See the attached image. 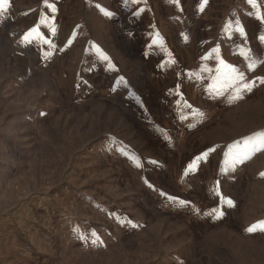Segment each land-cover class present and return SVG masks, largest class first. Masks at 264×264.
<instances>
[{"label": "rangeland", "instance_id": "374dc122", "mask_svg": "<svg viewBox=\"0 0 264 264\" xmlns=\"http://www.w3.org/2000/svg\"><path fill=\"white\" fill-rule=\"evenodd\" d=\"M262 14L4 0L0 264H264Z\"/></svg>", "mask_w": 264, "mask_h": 264}, {"label": "snow or ice", "instance_id": "6c2138e0", "mask_svg": "<svg viewBox=\"0 0 264 264\" xmlns=\"http://www.w3.org/2000/svg\"><path fill=\"white\" fill-rule=\"evenodd\" d=\"M45 2H47V0H45ZM202 2L206 3V0H202ZM250 2H254V0H250ZM4 0H0V4H3ZM262 16H264V14H262ZM260 39L262 41H264V35H262L260 37ZM243 55H246V53H242ZM103 59H107L106 56L103 57ZM256 65H254L253 63L249 62L248 63V70L252 71L254 70ZM232 71L235 73L234 76L229 77L225 80V85L229 88H233V90L236 92V97L235 98H240V93L242 90H246V91H251V88L253 86H255V80H248L247 77L245 76V74L243 72H239L237 69H235L233 67ZM259 79L261 82H264V78H257ZM264 143V142H262ZM256 150H259V148H257ZM228 203L230 204L231 201H228ZM215 212V210H213ZM218 215H223V212H219ZM255 229L253 227H249L247 229V231L252 232Z\"/></svg>", "mask_w": 264, "mask_h": 264}, {"label": "crops", "instance_id": "0c3cea01", "mask_svg": "<svg viewBox=\"0 0 264 264\" xmlns=\"http://www.w3.org/2000/svg\"><path fill=\"white\" fill-rule=\"evenodd\" d=\"M3 230H4L3 227L0 226V246L3 245V243H6L7 244V241L5 240V237L2 234V231Z\"/></svg>", "mask_w": 264, "mask_h": 264}]
</instances>
